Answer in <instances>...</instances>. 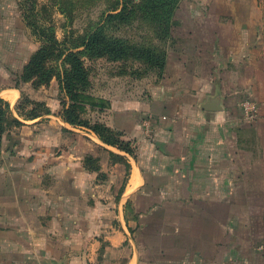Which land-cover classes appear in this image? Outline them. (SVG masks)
<instances>
[{
  "label": "crops",
  "instance_id": "0c3cea01",
  "mask_svg": "<svg viewBox=\"0 0 264 264\" xmlns=\"http://www.w3.org/2000/svg\"><path fill=\"white\" fill-rule=\"evenodd\" d=\"M2 2L0 44L23 45L21 9ZM243 10L240 19L238 7L228 10L196 43L207 46L200 68L177 47L172 72L166 58L145 101L110 103L102 122L133 156L65 123L60 110L18 117L20 90L0 86L23 123L2 152L0 264H264V7ZM9 69L1 66L4 78ZM211 90L219 95L201 101ZM216 97L221 110L201 109ZM89 156L99 170L85 165Z\"/></svg>",
  "mask_w": 264,
  "mask_h": 264
},
{
  "label": "rangeland",
  "instance_id": "374dc122",
  "mask_svg": "<svg viewBox=\"0 0 264 264\" xmlns=\"http://www.w3.org/2000/svg\"><path fill=\"white\" fill-rule=\"evenodd\" d=\"M1 2L3 0H0ZM6 6L12 5L15 9L25 1L28 7L34 0H4ZM4 1L2 3H4ZM38 4L36 10L40 8L41 15L37 17L38 24L46 25V27H53L51 30L55 33V37L59 42L66 41V44L59 46V48L53 52L48 53L46 64V73L51 75V78L44 82H38L36 78L31 80H24L20 78L22 73L21 66L25 59H30L31 55L41 46V43L33 36L30 30L29 38L23 45L0 44V56H7L5 59H10L8 62L0 61L1 66L7 67L13 65V70L10 69L7 72V77H3V73L0 70V86H15L21 94L17 102V105L24 106V112L29 113L30 109L36 108L37 112L59 111L61 113L62 108H67L71 103L70 95L67 94L62 87V83L58 79V74L63 73L64 57L62 55L64 48L68 47L69 42L78 39L79 36L88 31L89 28L103 21V18L108 12L114 8L117 0H65L67 4L68 12L61 14L58 11L56 5L53 4L54 0H35ZM137 2L138 0H134ZM135 2L131 0L130 7L135 5ZM149 0H140L141 4H147ZM44 10L41 9V5H44ZM23 6V5H22ZM264 7V0H179L171 18L170 37L171 41H155V48L164 49L165 61L168 59L167 73L172 72V64L176 61L177 47L182 48V51L191 57L194 66L201 67V62L198 60V53H203L207 46H198L196 43L201 38H211L213 26L220 22H227L229 20L228 10L234 7H238L240 11L237 13V17L240 19L244 15L246 7ZM26 6H23V8ZM17 8V9H18ZM21 9V8H20ZM25 10V9H24ZM35 10V11H36ZM22 12V10H20ZM20 13V12H19ZM27 15V13H26ZM141 20H134L135 23L132 26H121L119 30L109 32L110 35L117 38L118 35L124 38L125 41H133L140 45L147 46L149 43L150 34L148 31L142 28V25L138 22ZM29 27V26H28ZM30 29V28H29ZM194 39L193 46H184L186 39ZM148 38V39H147ZM209 40V39H208ZM262 48V46H255V53ZM211 50V47H210ZM187 56V57H188ZM20 58V59H19ZM84 68L87 72L88 87L86 94L91 96L96 104L95 107L89 106L84 111L77 109L81 119L89 122L90 124L102 123L107 117L108 111L111 108L110 103L123 104L134 106L146 100V95L151 89L158 87L163 82V73L157 74V71L149 72L140 60H122L121 62H114L108 57H93L82 56ZM22 60V61H21ZM213 60L208 61L209 66H213ZM261 74L264 70L259 69ZM21 71V72H19ZM38 82V83H37ZM219 95L211 90L205 93L201 101L208 100L211 97ZM5 97L8 93L4 94ZM83 99L80 97L75 98V102L79 105ZM89 101V102H92ZM26 103V104H25ZM36 104V105H35ZM16 105V106H17ZM31 107V108H30ZM14 108V107H13ZM14 109V113H15ZM105 125V124H104ZM17 128H11L7 133L6 142L2 143V149L9 150L14 147L17 141ZM113 130V129H112ZM115 131V130H114ZM118 132V131H116ZM127 141V140H125ZM131 145L132 143L128 141ZM2 150V151H3ZM3 163L1 156L0 166ZM256 196V191H255ZM253 214L256 217H260L262 213L261 206H254L252 209ZM158 224V223H157ZM152 225V224H151ZM260 222L255 220V226H259ZM263 239H255L256 244ZM264 256V254H262Z\"/></svg>",
  "mask_w": 264,
  "mask_h": 264
},
{
  "label": "trees",
  "instance_id": "16d2710c",
  "mask_svg": "<svg viewBox=\"0 0 264 264\" xmlns=\"http://www.w3.org/2000/svg\"><path fill=\"white\" fill-rule=\"evenodd\" d=\"M132 1L135 2L134 0ZM130 2L131 0H117L114 8L108 12L102 22L89 28L78 39L69 42L68 47H65L62 53V55L65 54L63 59L64 67L63 73L61 75L58 74V79L62 83L63 90L70 95L71 100L68 107L61 110L60 116L62 120L71 126L88 128L103 144L116 147L118 150L133 156V148L128 141L122 139L123 134L121 132H116L102 123L90 124L81 119L77 112V109L80 108L84 111L89 106H96L92 101L94 99L86 94L89 83L87 72L81 59L84 55L93 57L106 56L114 62L138 59L146 67V70L149 72L157 71V74H161L164 69V49H159L158 51L155 48L156 46L151 44H154V40L165 42L170 38L171 18L179 0H149L147 4H141L140 0H138L133 7L129 6ZM37 4L34 0L31 2L30 7L25 1L20 5L26 25L29 26L32 35L36 36L41 43V46L31 55L23 67L20 78L24 80L36 78L38 82L44 83L51 78V75L46 73V64H48L50 59V57L47 59L48 53L55 52L59 46L67 42H59L56 39L55 33L51 31L53 29L52 26L46 27V25L37 23L39 22L37 17L41 15L40 8L36 10ZM53 4L57 6L61 14L68 12L65 0H54ZM22 5L26 7L23 8ZM44 6L45 4L40 6L43 11H45ZM136 19L141 20L138 23L151 36V38H147L150 43L147 46L133 41L127 42L119 35L117 38L110 35L109 32L117 31L121 26L126 24L127 26L134 25L133 21ZM77 96L83 99L79 105L75 102ZM24 110V106L20 104L15 107L18 117L25 120H33L49 112L47 110L37 112L36 108L32 107L29 113L26 114ZM18 117L14 116L9 104L0 98V160L3 152L2 143L4 137H7V133L11 128L20 127L23 124ZM109 154L114 160L124 162L127 169L129 168L122 156L111 152ZM85 165L90 169L99 170L98 162L93 157H87Z\"/></svg>",
  "mask_w": 264,
  "mask_h": 264
},
{
  "label": "water",
  "instance_id": "95a60500",
  "mask_svg": "<svg viewBox=\"0 0 264 264\" xmlns=\"http://www.w3.org/2000/svg\"><path fill=\"white\" fill-rule=\"evenodd\" d=\"M200 107L205 111L221 110L220 99L218 97L210 99L209 101L203 103Z\"/></svg>",
  "mask_w": 264,
  "mask_h": 264
},
{
  "label": "bare ground",
  "instance_id": "6f19581e",
  "mask_svg": "<svg viewBox=\"0 0 264 264\" xmlns=\"http://www.w3.org/2000/svg\"><path fill=\"white\" fill-rule=\"evenodd\" d=\"M133 183V182H132Z\"/></svg>",
  "mask_w": 264,
  "mask_h": 264
}]
</instances>
